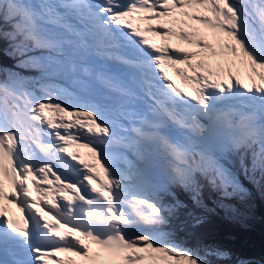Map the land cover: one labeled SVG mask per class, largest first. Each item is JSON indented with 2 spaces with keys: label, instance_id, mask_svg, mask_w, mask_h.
<instances>
[{
  "label": "trees",
  "instance_id": "16d2710c",
  "mask_svg": "<svg viewBox=\"0 0 264 264\" xmlns=\"http://www.w3.org/2000/svg\"><path fill=\"white\" fill-rule=\"evenodd\" d=\"M5 30L14 31L12 27H1L0 25V70L12 68L19 72L20 78H24L31 72L41 78L44 73L43 67L30 64L29 59L24 55L23 57L19 56L16 50L12 49V41L4 37ZM22 59L25 65L30 67L29 72L21 70ZM227 154H229L228 157ZM221 155L224 163L232 169L234 175H237L238 181L233 178V181L228 184L229 192L220 198L237 203L235 211L238 213L241 208V204L238 203L242 202L243 205L246 198L244 190L250 187L252 192L250 191L249 194L254 197L251 199V206L248 204L249 202H246L244 205L247 206L243 207L240 212L245 213L250 209L257 218L264 221V198H262L264 195H260L258 192L261 191L264 194V161L259 162L260 153L255 147V142L242 143L235 147L225 145ZM194 172L198 174L199 171L196 168L193 169V174ZM160 186L163 190L161 205L169 210L177 208L176 214L184 217V220L190 216L199 215L206 205L213 202V196L205 195L201 189L198 191L188 190L171 180L167 184H160ZM243 186L244 189L239 190ZM220 189L224 190L223 187L216 186L212 190V195L216 196ZM238 191H240L239 194H237ZM238 217L240 218V216ZM216 222L205 217L199 221L196 227H192L188 223L182 224L181 230L185 238L181 243L188 244L189 249H194L198 244H202L197 234L203 232L204 238L212 246V252L206 254L205 261L208 264H237V262L246 259V264H264V225L255 219H251L250 222L245 221L246 223L243 224L238 223L236 218H234L233 224L228 220L217 219ZM214 244H220L223 249L215 250L218 246L214 247Z\"/></svg>",
  "mask_w": 264,
  "mask_h": 264
},
{
  "label": "rangeland",
  "instance_id": "374dc122",
  "mask_svg": "<svg viewBox=\"0 0 264 264\" xmlns=\"http://www.w3.org/2000/svg\"><path fill=\"white\" fill-rule=\"evenodd\" d=\"M249 2H253V0H249ZM263 2H264V0H263ZM55 12H57L56 10H55ZM263 17H264V15H263ZM104 25V24H103ZM209 27H211V25L209 26ZM102 28H104L105 30H107V27H106V25L103 27L102 26ZM4 37L5 38H8V39H10L11 41H12V44L13 45H15L16 47H18L19 46V44H20V42H21V40H22V37L20 36V38H17V36L16 35H14L13 33H11V32H5L4 33ZM185 37L187 38V37H191V36H189V35H185L184 36V40H185ZM209 46H203L202 44H199V43H196L195 44V48L196 49H199L200 51H205V54H207V55H209L208 53H207V48H208ZM210 48V47H209ZM84 54H82V55H80V56H83ZM90 58V56H89V54H86L84 57H83V59L84 60H87V59H89ZM81 60V58H78V59H76V61L78 62V61H80ZM260 62H262V61H259V63ZM250 66L252 67V69H254V70H257L256 69V66L257 65H254V64H250ZM259 71H262L261 72V74H260V77H261V79L264 81V64H262L261 66H260V69H259ZM13 73V71L12 70H10V69H5V72H4V74L5 75H10V74H12ZM242 73H248L247 71H242ZM252 75H254V71H252V72H249L248 73V78H250ZM1 78V77H0ZM147 80H149V79H147ZM155 81V80H154ZM64 109H65V107H61V106H53V107H51V108H45V107H42L41 108V110L39 111V112H37L36 114L38 115V114H45V115H57V113H63L64 112ZM71 117H73V115H71V114H69ZM43 120H45V119H43ZM43 120H38V124H42L43 123ZM106 128H109V127H105V129ZM65 145V144H64ZM82 146V144H77L76 146H72V147H68V146H66L65 145V147L67 148V149H80V150H82L83 152H86V151H90L91 150V148L89 147V146H85V147H81ZM84 146V145H83ZM88 149V150H87ZM156 150H160V148L159 149H157V148H155ZM59 154H61V152H60V150H59ZM150 155V154H149ZM149 155H148V157H149ZM65 156V158L66 159H68V157H67V154H65L64 155ZM54 157H56V156H54ZM54 157H52V160H54ZM139 157L141 158V157H145V156H143L142 154H140L139 153ZM168 159H171V158H168ZM85 160H88V159H85ZM84 160V161H85ZM161 163H156V164H153L152 165V167H155L157 170H156V172H157V174H161L162 173V166H163V163L164 164H166V160L164 159V158H161ZM84 161H80L79 162V160H75L74 158L72 159V163L74 164V167H76L77 168V170H78V168L79 167H82V171L81 172H83V173H86L84 170H83V163H84ZM60 164H62V163H60ZM170 164H173V162L171 163V161H170ZM174 164L176 165V166H179L180 168H182V166H180V163H177V161L176 162H174ZM148 167V166H147ZM194 169V168H193ZM183 170H186V169H183ZM181 173H183L182 171H181ZM226 175V174H225ZM149 186H150V188H151V193H152V196H153V193L156 191V188H155V186L153 185V184H151V182L149 181ZM244 189V186L243 187H241L239 190H243ZM252 192V190H251V188L249 187V188H246L245 190H244V194H245V192H246V198H245V200L243 201V205H242V202H239L238 204H241V208H240V210L238 211V213L235 211V205L237 204V203H235V202H228L227 200H223V199H216L215 200V205H217L218 206V211L221 213H223L224 214V219L227 221H231L232 222V224L234 223L233 222V220H234V218H236V220H237V222L238 223H240V224H243V223H246V222H250L251 221V219H255L258 223H260V224H262V225H264V221L263 220H261V219H259V218H257L253 213H252V211L249 209V210H247L245 213H242V212H240V211H242V209H243V207L245 208L247 205H244L246 202H249L248 204L251 206V199H253L254 197L252 196V195H250L249 194V192ZM259 192V194L260 195H264L263 194V192H261V191H258ZM240 193V191H238L237 192V194H239ZM153 198H154V196H153ZM262 198H264L263 196H262ZM158 215L155 217V219L156 218H158V217H160L161 216V213H160V211L157 213ZM238 216H240V218L238 217ZM141 219H142V217H141ZM246 221V222H245ZM143 224H145V225H141V227H140V231L139 232H136V233H138L139 235H141V236H143L142 238H143V240H150V241H152V240H154V239H159L161 236H162V231L159 229V228H157L156 227V225H155V223H154V220L153 221H151V222H145V223H143ZM235 229V228H234ZM236 230V229H235ZM197 236H199L200 237V242L203 244V245H210V243L204 238V233L203 232H201V233H198L197 234ZM215 246H218V247H216L217 249H215L214 247ZM214 247H213V249H215V250H222L223 249V246H220V244H214ZM170 253H171V251H170ZM132 255V254H131ZM133 256V255H132ZM242 264H246L245 262H243Z\"/></svg>",
  "mask_w": 264,
  "mask_h": 264
},
{
  "label": "bare ground",
  "instance_id": "6f19581e",
  "mask_svg": "<svg viewBox=\"0 0 264 264\" xmlns=\"http://www.w3.org/2000/svg\"><path fill=\"white\" fill-rule=\"evenodd\" d=\"M102 26L104 27L105 24L104 25L102 24ZM185 39H186V37H185ZM200 52L202 54L197 59L201 62V64H202L203 67L209 66L211 64L210 63V55L205 54V51H203V52L200 51ZM191 56L192 55L190 54V57ZM153 78L155 80L157 79L155 76H153ZM154 79H149V80H153L154 81ZM204 79L205 80H208V81H211V78H209V77H205ZM135 108L138 109L137 106ZM81 147H85V145L84 146L82 145ZM156 148L157 149L160 148V150H156V149L153 150V153L150 154L149 157L148 156L141 157V159L145 162V164H147V166L150 167V168L152 167L153 164L161 163V161H162L161 158H164L167 161V159H166V155L167 154H172L174 152H178V151L182 150V148H181L180 145H177L175 143H171L169 141H165L162 138H158L157 139ZM59 150H60L61 154H60L59 157H54V160H58L59 163H62V166L74 167V164L72 163V159L73 158L75 160H79V162L80 161H84L85 159H90V151L91 150L90 151L83 152L80 149H75V150L74 149L73 150L72 149H67L64 144H60V149ZM65 154H67L68 159L65 158V156H64ZM119 161L121 162L122 161V158H119ZM101 164H102L103 167L108 168L106 159L101 158ZM74 168H76V167H74ZM81 169H82V167H79L78 168V170L80 171L82 177L83 178H86L87 177V173L81 172L82 171ZM24 207H26V205H23L22 206V208H24ZM22 208L18 209V212L19 213L22 212ZM35 214H36V217H38V216H44L46 214V211H45V209L43 207H41V208H39L35 212ZM138 215L140 216V219H141V217H142L141 212L138 211ZM0 226H5L6 228H8L9 225L6 224V223H4V221L2 219H0ZM137 228H138V224L134 223L133 225H131V229L133 231L134 230L137 231ZM131 250H133V249L131 248ZM138 257H139V254L138 253H136L135 254V257H134V256L131 255V253H128V252L123 253V254H121L119 256L120 260H122V259H128L127 262H129V263L130 262H134L135 258H138ZM15 260L16 259L13 258V257H11L9 259L10 262L15 261Z\"/></svg>",
  "mask_w": 264,
  "mask_h": 264
}]
</instances>
